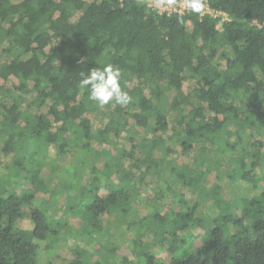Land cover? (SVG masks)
<instances>
[{
  "label": "trees",
  "instance_id": "trees-1",
  "mask_svg": "<svg viewBox=\"0 0 264 264\" xmlns=\"http://www.w3.org/2000/svg\"><path fill=\"white\" fill-rule=\"evenodd\" d=\"M205 2L227 13L221 28L147 0H0V264H35L40 241L71 237L68 263L48 264H264V0ZM105 63L130 104L79 86Z\"/></svg>",
  "mask_w": 264,
  "mask_h": 264
},
{
  "label": "rangeland",
  "instance_id": "rangeland-1",
  "mask_svg": "<svg viewBox=\"0 0 264 264\" xmlns=\"http://www.w3.org/2000/svg\"><path fill=\"white\" fill-rule=\"evenodd\" d=\"M12 1L17 3V2H20L22 0H12ZM86 1L87 2H93L95 0H86ZM79 14L80 13L78 11L75 12L74 16L72 17V21H76L78 19V17H79ZM216 64L217 65H220V64L224 65L225 61L224 60H218V62H216ZM11 83H17V80L15 78H12L11 79ZM193 86H194V80H186L185 81V89H186V91L191 89ZM206 112H207V114H209L208 110ZM97 120H98L97 123H100V122L104 123L107 120V118L102 116L101 114H98V119ZM58 125H59V123H58ZM58 125L56 124V126H58ZM257 138L258 139L260 138V136L257 133H256V135L246 137L244 142L241 143L240 148H242V147H251L255 143V140ZM175 146H176L177 150L180 149V146L177 143H175ZM51 149L55 151L56 147L52 146ZM210 154L214 155L211 152H210ZM236 154L237 153H234V155H236ZM159 155H160V153H159ZM183 160L185 162L186 161L191 162L190 159L185 158V157H184ZM221 168H222V170H228L229 165H228V161L227 160L224 161V163H222ZM4 172H5V165L3 164V165L0 166V174H3ZM51 172H53L52 168H47L46 167L43 170V173H44V175L46 177H49V175H51ZM148 180H149V186H148V192L147 193L149 194V193H152L154 191L155 186H158L159 181L156 178H153V177H149ZM54 181L56 182V178L54 179ZM23 184H24V186H27L25 183H23ZM239 184H240L239 190L244 196L255 195V193L259 191V190L250 189L247 184L244 185V183L242 184L241 182ZM176 188L178 190L181 189L180 185H177ZM222 190H223L224 196L227 199H229V200H233L235 198V194L238 193V192L234 191V188H233L232 184L223 185ZM169 194H170L169 195V199L175 200V197L173 196V194L172 193H169ZM43 197H44L43 194H38L37 195V200L41 201V199H43ZM46 197H47V195H46ZM192 199H193V197L191 198V200ZM191 200L188 199L187 201L190 202ZM172 204H173L172 201H169L168 206L169 205L171 206ZM203 209L208 211L212 216H216L218 214V211H219L218 208H216L214 205L212 206L211 204L205 205V208H203ZM25 212H28L27 208L25 209ZM59 212H60V215L66 216V218L69 220L70 224H69L68 228H71V227L75 226V219H72L71 217H69V215L66 214L64 211L62 212V211L58 210L57 213H59ZM114 217H115L114 214L105 216V218H111V219H114ZM33 226H34V224H33V221H32L30 216H25L24 218L19 220L18 223H17V227L23 228V229H32ZM130 235L132 236V233H128L127 234V236H130ZM145 240L147 242H150L151 241V237L150 236H145ZM126 243H127V241H126ZM195 243L196 244L193 246L194 250H196L200 245H202L200 239H198ZM77 244H78L77 240L74 237H71L70 239L61 240L57 245H55V247L53 249L47 250V248L45 247L44 242L40 241L39 248H38V253H37L36 257H35V264H48L49 261H56V262H59V263H64V262L68 263V261H69L68 260L69 259V247H70V245L75 247ZM125 245L127 247H129L128 246L129 244H125ZM155 248L157 249L158 247H155ZM157 255H158V257L167 260L169 258L168 247L165 245L164 248H161V249L158 248ZM91 256L95 257L94 255H91ZM133 257H134V255H132V258ZM94 259L95 258H91L92 261H94ZM134 260H135V257H134ZM102 264H104V263H102Z\"/></svg>",
  "mask_w": 264,
  "mask_h": 264
},
{
  "label": "clouds",
  "instance_id": "clouds-1",
  "mask_svg": "<svg viewBox=\"0 0 264 264\" xmlns=\"http://www.w3.org/2000/svg\"><path fill=\"white\" fill-rule=\"evenodd\" d=\"M169 4L173 0H167ZM187 9L192 13L200 14L205 10V0H185ZM182 15V13H178ZM79 86L89 90V99L99 106L116 103L121 106L132 102V96L122 87L121 69L112 64L105 63L99 67L92 68L87 73L81 72Z\"/></svg>",
  "mask_w": 264,
  "mask_h": 264
},
{
  "label": "built area",
  "instance_id": "built-area-1",
  "mask_svg": "<svg viewBox=\"0 0 264 264\" xmlns=\"http://www.w3.org/2000/svg\"><path fill=\"white\" fill-rule=\"evenodd\" d=\"M148 4L157 9L160 13H172V12H186L191 11L190 9H187L185 5V0H178L173 1V3L169 4L167 0H147ZM202 16L205 14H210L216 18H220L218 28H221V22L225 19H227V13L222 10H215L212 9L207 2H205V10L200 13Z\"/></svg>",
  "mask_w": 264,
  "mask_h": 264
}]
</instances>
